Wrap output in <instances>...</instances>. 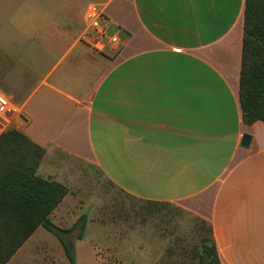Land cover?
<instances>
[{
	"label": "crops",
	"instance_id": "0c3cea01",
	"mask_svg": "<svg viewBox=\"0 0 264 264\" xmlns=\"http://www.w3.org/2000/svg\"><path fill=\"white\" fill-rule=\"evenodd\" d=\"M91 1L0 0L14 7L0 93L16 109L1 130L41 146L36 175L68 188L49 218L102 208L105 181L206 221L221 264H264V122L239 102L245 0H96L120 42L104 51L79 40Z\"/></svg>",
	"mask_w": 264,
	"mask_h": 264
},
{
	"label": "rangeland",
	"instance_id": "374dc122",
	"mask_svg": "<svg viewBox=\"0 0 264 264\" xmlns=\"http://www.w3.org/2000/svg\"><path fill=\"white\" fill-rule=\"evenodd\" d=\"M13 8H3L0 24H5L9 17L6 14ZM2 122L0 118V127ZM100 188L98 193L102 201L99 203L103 207L86 210L90 218L87 221H94L87 238L84 234L78 239V230L62 234L74 249L76 264H199L201 239L210 235L206 221L196 219L176 206L134 199L105 181ZM54 221L60 228H69L73 224V219ZM132 245L140 249L134 248L132 256L121 254L123 247ZM6 264L70 262L58 238L39 227Z\"/></svg>",
	"mask_w": 264,
	"mask_h": 264
},
{
	"label": "trees",
	"instance_id": "16d2710c",
	"mask_svg": "<svg viewBox=\"0 0 264 264\" xmlns=\"http://www.w3.org/2000/svg\"><path fill=\"white\" fill-rule=\"evenodd\" d=\"M239 102L246 124L264 122V0H245ZM44 149L15 128L0 133V264H6L32 233L43 227L62 243L70 264L74 255L63 233L83 238L87 215L60 228L50 213L68 192L59 181L36 175ZM210 235L201 239L199 264H221Z\"/></svg>",
	"mask_w": 264,
	"mask_h": 264
},
{
	"label": "built area",
	"instance_id": "2783aa9c",
	"mask_svg": "<svg viewBox=\"0 0 264 264\" xmlns=\"http://www.w3.org/2000/svg\"><path fill=\"white\" fill-rule=\"evenodd\" d=\"M79 40L92 46L97 51L106 50L107 46L111 50H118L119 39L116 34L109 32V18L105 13L104 7L98 3L86 5L83 14V28L79 35ZM7 97L0 93V118L5 121L6 115L15 112ZM0 127V133L3 132Z\"/></svg>",
	"mask_w": 264,
	"mask_h": 264
},
{
	"label": "water",
	"instance_id": "95a60500",
	"mask_svg": "<svg viewBox=\"0 0 264 264\" xmlns=\"http://www.w3.org/2000/svg\"><path fill=\"white\" fill-rule=\"evenodd\" d=\"M250 139H251L250 135L247 134V133H244L243 136H242L241 145L245 146V147L248 146L249 142H250ZM67 246L69 248L70 253L73 254L74 253V249H73L72 245L67 244Z\"/></svg>",
	"mask_w": 264,
	"mask_h": 264
}]
</instances>
